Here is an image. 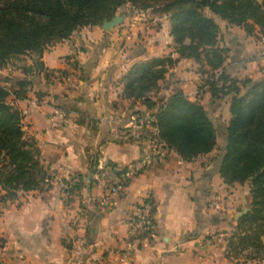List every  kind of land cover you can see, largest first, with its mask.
I'll return each instance as SVG.
<instances>
[{
    "label": "crops",
    "instance_id": "crops-1",
    "mask_svg": "<svg viewBox=\"0 0 264 264\" xmlns=\"http://www.w3.org/2000/svg\"><path fill=\"white\" fill-rule=\"evenodd\" d=\"M148 11L124 13L111 31L80 28L44 51L49 78L45 71L33 78L28 97L16 104L49 178L13 200H1L0 192V264H264V258L243 262L225 254L237 213L250 206V186L227 184L220 175L219 140L226 136L232 95L213 97L201 87L204 77L193 59L176 61L149 95L160 101L182 91L198 100L216 127L217 147L192 160L170 149L116 193L97 175L139 159L138 138L110 139V131L136 125L144 135L149 123L135 119L156 109L126 98L122 76L138 61L178 57L169 19L159 14L149 22L143 17ZM217 21L220 45L229 49L222 71L234 79H261V33ZM12 73V81L24 77L20 67ZM146 200L154 203L155 226L145 237L135 222Z\"/></svg>",
    "mask_w": 264,
    "mask_h": 264
},
{
    "label": "trees",
    "instance_id": "trees-1",
    "mask_svg": "<svg viewBox=\"0 0 264 264\" xmlns=\"http://www.w3.org/2000/svg\"><path fill=\"white\" fill-rule=\"evenodd\" d=\"M158 12L170 21L172 56L134 63L122 76L123 95L158 109L156 125L167 148L184 160L212 152L218 135L212 118L198 100L182 91L154 100L159 81L181 58L199 65L213 97L232 95L231 118L223 139L220 175L227 184L249 183L250 210L241 216L226 242L227 257L240 261L264 258V76L234 79L222 69L228 58L220 45L218 19L243 27L252 35L264 34V0H0V68L12 58L31 56L24 77L0 78V192L1 200L40 189L49 178L36 138L24 129V114L16 102L28 97L36 78L46 72L44 51L68 40L80 28L102 25L125 5Z\"/></svg>",
    "mask_w": 264,
    "mask_h": 264
},
{
    "label": "built area",
    "instance_id": "built-area-1",
    "mask_svg": "<svg viewBox=\"0 0 264 264\" xmlns=\"http://www.w3.org/2000/svg\"><path fill=\"white\" fill-rule=\"evenodd\" d=\"M260 40L264 43V34L260 35ZM157 111L158 109H155V111L144 113L135 119L138 121V124H140V121L149 123V131L144 135L139 131V127L136 125L110 131V139L127 140L130 137H135L138 138L140 143V156L137 161L126 167L107 166L98 171V177H101L105 182L110 184L112 193L118 192L120 186L125 184L131 177L144 170L150 164L163 160L168 154L169 149L162 140L159 128L156 125ZM153 211L154 203L151 200H146L143 203L139 219L135 222L142 230L145 237L152 234L154 230L155 223ZM132 250L133 248L131 246L127 249L128 253Z\"/></svg>",
    "mask_w": 264,
    "mask_h": 264
},
{
    "label": "rangeland",
    "instance_id": "rangeland-1",
    "mask_svg": "<svg viewBox=\"0 0 264 264\" xmlns=\"http://www.w3.org/2000/svg\"><path fill=\"white\" fill-rule=\"evenodd\" d=\"M137 8H135L134 6H132L131 4H125V5H123L120 9H119V11L117 12V14H122V13H125V14H128L129 12H135V10H136ZM155 15H159V13L158 12H154V11H148L147 13H146V15H144L143 17L145 18V19H147L149 22H153V20H154V18H155ZM162 18L164 17V15H162L161 16ZM157 22H159V24H161L162 22L161 21H157ZM28 60V58L27 57H16V58H12L11 60H10V63L9 64H7L5 67H6V70H5V72L8 74V75H3L2 77H0L1 79L2 78H4V76L6 77V76H14V74L12 73V70H13V68L14 67H22L23 66V64H26V61ZM8 65H10L9 67H8ZM5 67H3V68H0V70H2V69H4ZM8 67V68H7ZM198 70H199V66H198ZM11 78V77H10ZM221 142V146H222V144H223V141L222 140H219V143ZM220 145V144H219Z\"/></svg>",
    "mask_w": 264,
    "mask_h": 264
},
{
    "label": "water",
    "instance_id": "water-1",
    "mask_svg": "<svg viewBox=\"0 0 264 264\" xmlns=\"http://www.w3.org/2000/svg\"><path fill=\"white\" fill-rule=\"evenodd\" d=\"M126 15L116 14L111 20H105L102 25H100L103 29L107 31H111L112 28L121 25L124 22ZM250 210L249 206L244 207L240 212L237 213L236 219L238 220L241 216L245 215Z\"/></svg>",
    "mask_w": 264,
    "mask_h": 264
}]
</instances>
